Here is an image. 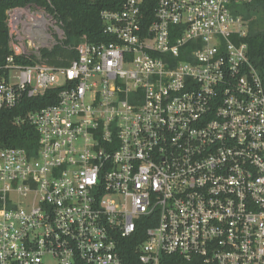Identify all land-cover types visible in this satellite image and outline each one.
Masks as SVG:
<instances>
[{
  "label": "built area",
  "instance_id": "2783aa9c",
  "mask_svg": "<svg viewBox=\"0 0 264 264\" xmlns=\"http://www.w3.org/2000/svg\"><path fill=\"white\" fill-rule=\"evenodd\" d=\"M250 2L156 0L144 24L145 0H123L101 14L115 40L83 37L61 68L20 62L57 44L53 18L10 10L0 111L57 101L16 118L38 131L36 152L0 147V264H126L130 240L141 264H264V86L238 9Z\"/></svg>",
  "mask_w": 264,
  "mask_h": 264
},
{
  "label": "trees",
  "instance_id": "16d2710c",
  "mask_svg": "<svg viewBox=\"0 0 264 264\" xmlns=\"http://www.w3.org/2000/svg\"><path fill=\"white\" fill-rule=\"evenodd\" d=\"M123 0H0V66L11 55L10 30L8 12L16 8H42L52 16L64 32V39L59 40L52 48L40 51L39 60L21 59L26 65L42 61L54 68L68 67L77 59L76 46L87 37L90 43H110L115 39L104 33L102 12L120 11ZM144 12L150 24L154 18L156 0H145ZM245 13H241L250 25L247 38L248 54L251 62L259 72L264 86V31L256 30L257 21L264 17V0H251L243 4ZM56 91H48L44 96L26 98L12 110L0 111V147L23 148L29 153L36 152L39 143V133L29 123L16 124V118L55 104ZM129 243V244H128ZM124 259L126 264H141L136 254L135 242L127 241Z\"/></svg>",
  "mask_w": 264,
  "mask_h": 264
},
{
  "label": "rangeland",
  "instance_id": "374dc122",
  "mask_svg": "<svg viewBox=\"0 0 264 264\" xmlns=\"http://www.w3.org/2000/svg\"><path fill=\"white\" fill-rule=\"evenodd\" d=\"M33 8H35V7H33ZM35 9L38 10L39 8H35ZM238 9H239V11L241 13H245V11H246L245 10V6H238ZM42 11L45 12V13H47V11L45 9H42ZM49 16H51V15H49ZM53 21H54V19H53ZM257 22H258L257 23V27H255L256 30L264 31V17L263 18L261 17ZM55 26L58 27L59 29L58 28H54V27H49L50 28L49 33H52L53 34V38L56 40V42H58L59 40H61L60 37H64V32H63V30L61 29V27L58 24H56ZM249 29H250V25L248 23V32H249ZM14 77L15 76H13V78Z\"/></svg>",
  "mask_w": 264,
  "mask_h": 264
},
{
  "label": "water",
  "instance_id": "95a60500",
  "mask_svg": "<svg viewBox=\"0 0 264 264\" xmlns=\"http://www.w3.org/2000/svg\"><path fill=\"white\" fill-rule=\"evenodd\" d=\"M10 14V11L8 12V15Z\"/></svg>",
  "mask_w": 264,
  "mask_h": 264
}]
</instances>
